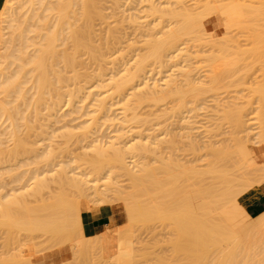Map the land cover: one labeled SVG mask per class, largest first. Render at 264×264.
<instances>
[{
  "label": "bare ground",
  "instance_id": "6f19581e",
  "mask_svg": "<svg viewBox=\"0 0 264 264\" xmlns=\"http://www.w3.org/2000/svg\"><path fill=\"white\" fill-rule=\"evenodd\" d=\"M148 1L151 16L156 20L169 18L175 26L169 31L155 33L163 36L148 41V52L136 70L132 72L127 68V75L120 78V72L106 74L103 71L107 60L119 51L113 48L119 37L115 35V20L107 22L109 18H115L116 13L105 15L102 0H4L0 9V120L3 116L10 118L11 114H23L30 109L40 112L41 105H47L54 115L58 112L56 107L68 105L73 114H101L100 119L104 120L91 121L92 129L98 130L106 122L126 123L125 116L119 114L127 111H133L129 121L134 120L136 116L130 102L141 105L149 101L160 105L168 97L186 94L198 100L203 93L226 84L235 85L237 95L248 89L249 94L258 97L264 109L261 91L264 85V33L251 35L252 48L248 55L253 65L243 64L244 53L241 51L213 53L212 57L208 56L212 75L190 82L187 92L173 82L149 83L146 68L150 60L162 66L165 58L183 51L187 36L199 34L205 28L201 13L183 5L171 8ZM78 5L80 12L74 9ZM244 15L233 1L222 9L218 24L226 27L232 18ZM250 15L257 21L264 20V0L257 2ZM78 17L82 25L70 21ZM97 20L106 24V35L96 29ZM84 55L86 59L82 58ZM256 72L263 82L247 89L240 88ZM69 81L77 84L74 91L69 88ZM141 86L145 89L139 90L140 96L131 93ZM95 88L98 90L94 91ZM129 96L137 98L132 101ZM122 102H125L122 113H116L117 109L113 107ZM23 105L25 110H22ZM89 105L95 108L87 110ZM251 105L248 100L242 101L241 96H231L217 103L215 116L186 136L188 142L184 154L161 155V165L157 167L134 161L137 155H157L146 137H142L123 145L117 139L103 144L101 141L97 145L92 142L91 151L83 160L91 164L93 170L71 167L65 162L58 170H48L47 175L35 172L33 189L39 192L51 180H65L81 197H97L109 191L120 193L126 208V221L122 224L118 225L113 219L101 234L87 236L83 230V204L79 196L69 202L57 203L47 215L44 213L38 219L29 220L30 223L49 232H64L69 251L74 255L83 252L88 264H137L135 221L138 212L147 218L160 217L164 213L170 220L183 222L185 228L192 222L189 227L192 234L187 240L177 238L175 245L167 250L152 253L148 263L264 264V260H259V255H264V208L256 218H251L245 210L264 193V112L250 117ZM197 107L203 109L201 103ZM218 119L231 124L230 133L214 132L209 128L211 124H208L212 120L216 123ZM255 119L261 121L262 133L257 131ZM11 125L9 134L16 142L15 154L22 150L28 153V160L46 163L54 159V149L28 150L17 138V126L13 122ZM4 134L0 131V137ZM95 160L107 161L113 167L103 177H94L103 168L94 166ZM156 170H163L162 181L155 177ZM116 173L119 176L115 179L112 174ZM150 183L156 185L154 191L149 190L147 185ZM25 188L21 189L23 192L0 193L3 216L8 215L7 206L16 205L20 196L28 192ZM143 196L145 201L140 200ZM98 201L102 202L101 199ZM235 202L241 204L244 211L225 218V211ZM105 209L110 210L109 207ZM245 218L252 220L251 226L244 224ZM147 229L151 238L153 234L160 235L156 225ZM74 231L78 233L76 237L72 235ZM104 245L109 249L107 256L102 255ZM41 263L45 264V261Z\"/></svg>",
  "mask_w": 264,
  "mask_h": 264
},
{
  "label": "rangeland",
  "instance_id": "374dc122",
  "mask_svg": "<svg viewBox=\"0 0 264 264\" xmlns=\"http://www.w3.org/2000/svg\"><path fill=\"white\" fill-rule=\"evenodd\" d=\"M153 1L158 5L162 4V6L171 8L183 5L194 10L195 13H201L205 30L199 34L187 36L185 44L182 46V48L184 47L183 51L165 58V64L162 66L155 60H150L146 68L147 78L150 79L149 83L172 84L171 82H173V85H177L187 92L190 82L194 83V80L201 76L204 79L205 76L212 75L208 61L213 53L218 55L241 51L244 53L243 64L253 65L252 58L248 55V51L252 48L251 35L264 33V20L257 21L250 13L260 0ZM233 1L237 2L238 9L245 15L232 18L226 27L218 24L222 9ZM149 3L148 0H116V2L115 0H102L101 4L105 15L116 13L115 18H109L107 22L115 20V24H113L115 35L119 37L118 44L113 47L119 51L107 60V65L103 66L104 73L120 72L119 77L121 78L127 75L125 71L127 68L134 72L148 52L147 42L153 37L163 36L154 34L158 31H169L175 26L169 18L156 20L151 16L148 9ZM74 9L80 12L79 5ZM70 21L82 25L80 17ZM96 24V29L102 35H106V24H101L99 20ZM82 58L86 59L87 56L84 55ZM258 74V72L252 74L246 80L245 85L240 88L247 89L249 86L260 85L263 79ZM69 84L72 91L77 88L75 81H69ZM141 89L145 88L141 86L131 93L134 92L140 96L139 90ZM237 89L235 85L226 84L203 93L198 100L191 94L183 95V97L175 95L168 97L160 105H154L149 101L138 105L133 101L137 97L129 96L128 98L131 97L133 101L129 104L134 108L136 118L129 121L133 117V111H127L119 114V116H125L126 123H122V121H115L113 124L106 122L98 130L92 129L91 121L104 120L100 119L101 114H73L69 112L68 105L61 108L56 107L58 112L54 115L51 114L47 105H41L40 112L30 109L23 114H11L10 118L3 116L0 120V131L5 133L0 137V151H2V153L0 152V193H12V190H21L24 186L28 192L20 196L16 205L7 206L8 215L3 216V208L0 206V264H42V260L45 261V264H88L83 252L74 255L71 250L69 254L73 259L70 262H53L54 259L47 256L56 255L57 252L63 251L65 248L69 250L67 235L64 232H49L32 225L29 221L40 218L44 213L47 215L54 205L64 201L69 202L74 197L79 196L81 202H88L94 208H121L126 221L125 201L120 193L109 191L99 194L97 197H81L67 181H58L57 179L55 182L51 180L46 188L39 192L37 189H33L35 172L47 175L48 170H58L60 165L65 162L69 163L71 167L81 166L87 171L93 170L92 165L83 160L91 151L92 142L93 145H97L101 141L103 144L105 141L117 139V142L123 145L132 142L135 138L142 137H146L147 143L151 144L150 147L157 155H148L147 157L137 155L134 161L137 164L149 163L153 167L160 166L161 155L167 157L184 154L183 150L187 149L188 142L186 136L193 133L195 128L202 125L201 123H205L215 116L214 107L217 103H222V100L225 101L231 96H241L242 101L248 100L252 103L249 110V113H252L250 117L264 112L258 102V97L249 94L248 89L237 95L235 92ZM96 90L98 89L95 88L94 91ZM84 103L86 104V102ZM199 103L203 105V109L197 107ZM124 105L125 102H122L115 105L113 109H117L116 113H122L121 108ZM94 108L95 106L92 105L87 106V110ZM25 109L26 106L23 105L22 110ZM11 122L17 126V138L26 144L28 150L40 149L42 152L54 149L56 151L54 159L50 163H46L43 160H28L26 158L28 153L22 150L19 154H15L16 142L9 134V129L12 127ZM253 122L256 124L257 131L262 133L261 121L255 119ZM210 124L209 128L214 132L225 134L231 131V124L227 120L218 119L216 123L212 120L208 125ZM49 133L50 135H48ZM81 140L83 141L81 142ZM93 162H95L94 166L103 167L94 177H103L113 167L111 163L104 160ZM154 175L159 181H162L163 170H156ZM112 176L116 179L119 175L116 173ZM147 186L152 191L156 188L153 183ZM30 189L33 190L30 191ZM99 199L102 202L98 201ZM145 199L146 197L143 196L140 200L145 201ZM175 209L176 207L173 210ZM174 219L178 218L174 216ZM250 221H252L250 218H245L244 224L246 225ZM145 225L147 227L158 226L160 235L154 236L153 234L151 238ZM191 225L192 222L185 228L183 222L180 224L179 221L170 220V216L164 213L160 217L147 218L145 214L142 215L138 212L135 221L137 234L135 250L138 251L136 259L139 262L137 264H150L148 260L151 259L152 253H160L171 248L175 245L177 238L187 240L188 236L192 234L189 230ZM77 234L74 231L72 235L76 237ZM259 260H264V255H259ZM46 261L52 262L46 263Z\"/></svg>",
  "mask_w": 264,
  "mask_h": 264
},
{
  "label": "crops",
  "instance_id": "0c3cea01",
  "mask_svg": "<svg viewBox=\"0 0 264 264\" xmlns=\"http://www.w3.org/2000/svg\"><path fill=\"white\" fill-rule=\"evenodd\" d=\"M4 0H0V9L3 6ZM262 97L264 100V88H262ZM82 209V224L84 233L87 236L99 235L110 226L111 221L114 219L117 220V224H122L125 219L121 211V208L109 207L110 210L104 208H94L88 202L83 201ZM264 208V193L263 195L254 203L250 204L245 210L251 218L258 217L260 210ZM244 211V207L235 202L230 209H227L225 213V218H230L233 215ZM109 249L107 245L102 247V255L107 256ZM48 258L54 259L55 263H65L70 262L73 257L70 256L68 248H65L63 251L57 252L56 255H49ZM52 261H46V263H51Z\"/></svg>",
  "mask_w": 264,
  "mask_h": 264
},
{
  "label": "built area",
  "instance_id": "2783aa9c",
  "mask_svg": "<svg viewBox=\"0 0 264 264\" xmlns=\"http://www.w3.org/2000/svg\"><path fill=\"white\" fill-rule=\"evenodd\" d=\"M247 224H248V226H251V225H250V224H251V221H250V222H248Z\"/></svg>",
  "mask_w": 264,
  "mask_h": 264
}]
</instances>
